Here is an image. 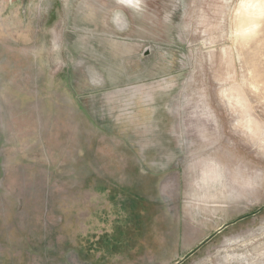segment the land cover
<instances>
[{"label": "rangeland", "instance_id": "1", "mask_svg": "<svg viewBox=\"0 0 264 264\" xmlns=\"http://www.w3.org/2000/svg\"><path fill=\"white\" fill-rule=\"evenodd\" d=\"M257 1L0 0V264H264Z\"/></svg>", "mask_w": 264, "mask_h": 264}, {"label": "bare ground", "instance_id": "2", "mask_svg": "<svg viewBox=\"0 0 264 264\" xmlns=\"http://www.w3.org/2000/svg\"><path fill=\"white\" fill-rule=\"evenodd\" d=\"M132 1L133 0H126V2L127 3H129V4H132ZM259 1H261V3L264 5V0H259ZM259 1H257V2H259ZM261 5V4H260ZM262 5V6H263ZM257 15H262V14H257V13H255V14H253V13H251V12H247V18H246V20H247V23L246 24H250V23H252V17H255V16H257Z\"/></svg>", "mask_w": 264, "mask_h": 264}]
</instances>
